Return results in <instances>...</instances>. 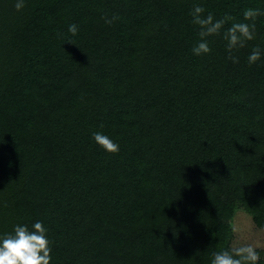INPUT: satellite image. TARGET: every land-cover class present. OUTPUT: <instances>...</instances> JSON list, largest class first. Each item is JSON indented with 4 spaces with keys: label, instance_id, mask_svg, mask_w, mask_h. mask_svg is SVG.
Returning <instances> with one entry per match:
<instances>
[{
    "label": "trees",
    "instance_id": "trees-1",
    "mask_svg": "<svg viewBox=\"0 0 264 264\" xmlns=\"http://www.w3.org/2000/svg\"><path fill=\"white\" fill-rule=\"evenodd\" d=\"M197 3L236 22L264 10V0H27L17 12L0 0V234L43 221L51 264H211L231 248L236 211L264 229V60L247 63L264 16L238 64L220 36L196 57ZM106 13L119 19L105 24Z\"/></svg>",
    "mask_w": 264,
    "mask_h": 264
},
{
    "label": "clouds",
    "instance_id": "clouds-1",
    "mask_svg": "<svg viewBox=\"0 0 264 264\" xmlns=\"http://www.w3.org/2000/svg\"><path fill=\"white\" fill-rule=\"evenodd\" d=\"M27 0H13L15 11L20 12L26 6ZM192 23L198 26L199 40L192 47L194 56H207L213 51L210 37L220 36L225 41L227 59L233 64L239 63L236 53L248 43L257 39L258 29L257 17L264 16V10L260 8H248L244 10V22H236L231 16L216 18L212 12L197 3L191 10ZM105 24L111 25L119 19L115 14L109 16L107 13L102 17ZM229 21L230 26L225 27ZM68 33L76 36L79 25L72 23L68 26ZM264 60V45L256 44L247 55L249 66ZM92 140L103 151L117 153L120 145L109 135L102 131L92 132ZM264 227V223H262ZM48 229L43 221L37 220L32 223L31 228L27 224H16L11 232L0 234V264H51L52 248L48 238ZM260 252L251 240L236 243L231 248H224L213 252L211 264H256Z\"/></svg>",
    "mask_w": 264,
    "mask_h": 264
},
{
    "label": "rangeland",
    "instance_id": "rangeland-1",
    "mask_svg": "<svg viewBox=\"0 0 264 264\" xmlns=\"http://www.w3.org/2000/svg\"><path fill=\"white\" fill-rule=\"evenodd\" d=\"M233 229V238L230 247L244 240H251L259 252L264 253V229L257 227L251 217L238 210L230 221Z\"/></svg>",
    "mask_w": 264,
    "mask_h": 264
}]
</instances>
